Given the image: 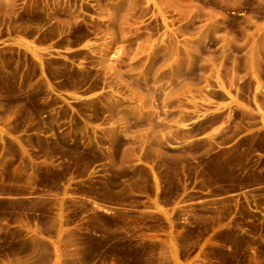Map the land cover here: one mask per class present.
Returning <instances> with one entry per match:
<instances>
[{"label":"rangeland","instance_id":"374dc122","mask_svg":"<svg viewBox=\"0 0 264 264\" xmlns=\"http://www.w3.org/2000/svg\"><path fill=\"white\" fill-rule=\"evenodd\" d=\"M0 264H264V0H0Z\"/></svg>","mask_w":264,"mask_h":264}]
</instances>
